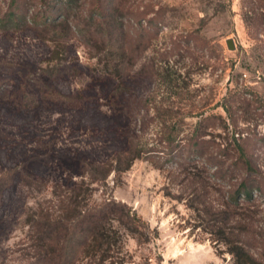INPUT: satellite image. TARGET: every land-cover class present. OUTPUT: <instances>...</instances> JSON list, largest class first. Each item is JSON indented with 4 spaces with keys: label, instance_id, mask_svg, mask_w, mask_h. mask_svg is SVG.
Masks as SVG:
<instances>
[{
    "label": "rangeland",
    "instance_id": "374dc122",
    "mask_svg": "<svg viewBox=\"0 0 264 264\" xmlns=\"http://www.w3.org/2000/svg\"><path fill=\"white\" fill-rule=\"evenodd\" d=\"M57 2L0 0V18ZM77 5L61 40L0 23V264H43L37 223L63 220L79 185L80 204L148 226L139 244L122 231L124 264H235L225 234L264 264V0Z\"/></svg>",
    "mask_w": 264,
    "mask_h": 264
},
{
    "label": "trees",
    "instance_id": "16d2710c",
    "mask_svg": "<svg viewBox=\"0 0 264 264\" xmlns=\"http://www.w3.org/2000/svg\"><path fill=\"white\" fill-rule=\"evenodd\" d=\"M77 1L58 0V6L59 8L62 7V9L60 8L57 16H51L50 12H48V14L39 16L38 18L40 19L38 21L25 16L18 17L14 10H9L0 18V23H11L12 26L18 28L21 27L20 25L31 23L30 25L48 30L51 33V39L61 40L67 36V32L70 30L69 16L72 11L79 8ZM48 3L49 1H46V4ZM55 11H57L56 4L52 13ZM95 16L98 15L91 13L87 24L89 27L99 29L100 24H94ZM112 27H115V25L111 24L109 26V28ZM113 70L115 71V69ZM126 153V166L121 168L118 165V161L115 162L112 159L103 163L91 164L87 172L89 180L91 182H99L110 171H125L132 161L137 158L130 151ZM98 171L102 173L101 176H98ZM80 189L79 185V188L76 189L77 191L69 190L66 196V210L70 211H67L68 214L64 216V219L62 218L63 220L51 222L49 218L44 217L43 219L47 220L48 224L37 223L39 224L37 226V245L44 250V252L40 253L41 258L38 260H41L43 264H75L81 258L90 264H124L127 260H125L122 231L134 237L139 244L143 235L142 231L148 226L135 213L131 212L127 206L112 200L103 201L97 205L80 204L81 202L77 200ZM2 191L0 190V195ZM240 191L239 195L249 197L250 192L247 189ZM222 237L226 240L227 246H229L227 251L235 264H260L259 261L248 255L237 241H231L226 234Z\"/></svg>",
    "mask_w": 264,
    "mask_h": 264
},
{
    "label": "water",
    "instance_id": "95a60500",
    "mask_svg": "<svg viewBox=\"0 0 264 264\" xmlns=\"http://www.w3.org/2000/svg\"><path fill=\"white\" fill-rule=\"evenodd\" d=\"M227 44H228V47H229V48H232V47H233V46H232V40L229 39V40L227 41Z\"/></svg>",
    "mask_w": 264,
    "mask_h": 264
}]
</instances>
